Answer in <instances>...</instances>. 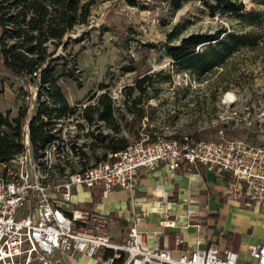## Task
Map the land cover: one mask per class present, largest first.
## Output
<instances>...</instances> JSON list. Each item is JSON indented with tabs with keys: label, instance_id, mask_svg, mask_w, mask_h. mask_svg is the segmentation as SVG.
<instances>
[{
	"label": "built area",
	"instance_id": "2783aa9c",
	"mask_svg": "<svg viewBox=\"0 0 264 264\" xmlns=\"http://www.w3.org/2000/svg\"><path fill=\"white\" fill-rule=\"evenodd\" d=\"M34 82L19 81L21 109L26 112L22 126L21 151L9 160H0V264H65L66 259H101V264H239L240 253L222 251L215 243L200 240L195 249L173 250L153 247L147 236L132 225L126 238L116 241L111 232L114 219L88 209H71L77 188H101L106 194L123 190L133 194L144 176L161 163L167 175L157 180L163 189L180 170L196 166L229 173L228 195L236 200L264 202V142L252 145L237 141L194 140L158 137L141 138L127 149L110 153L106 160L78 170L76 152L88 145L89 123L83 113L41 112L55 105L41 71ZM42 124L50 138L38 145L32 140L31 123ZM168 194L163 196L164 211ZM188 209V217L195 216ZM176 227L164 217L156 236ZM185 240L177 236L178 246ZM253 264H264V239L248 246ZM178 254H175V253ZM105 255H101V254Z\"/></svg>",
	"mask_w": 264,
	"mask_h": 264
},
{
	"label": "rangeland",
	"instance_id": "374dc122",
	"mask_svg": "<svg viewBox=\"0 0 264 264\" xmlns=\"http://www.w3.org/2000/svg\"><path fill=\"white\" fill-rule=\"evenodd\" d=\"M132 1L133 6L130 0H95L89 24L69 34L66 49L60 48L55 56L73 58L80 72V81H59L72 112L84 113L107 94L114 102L120 129L115 133L101 121L89 125L95 137L88 138L89 147L81 151L86 155L81 154L76 169L89 167L110 152L105 147L110 137L126 138L129 144L175 135L262 144L263 0H245L247 12L259 16L252 24L235 16H212L202 1L184 2L178 10L170 0ZM222 29L251 32L258 43L252 50L240 49L205 77L182 69L167 52L168 45H179L193 33L215 34ZM141 81L142 91L131 89ZM19 88V81L7 77L0 83V111L10 114V120L21 110Z\"/></svg>",
	"mask_w": 264,
	"mask_h": 264
},
{
	"label": "trees",
	"instance_id": "16d2710c",
	"mask_svg": "<svg viewBox=\"0 0 264 264\" xmlns=\"http://www.w3.org/2000/svg\"><path fill=\"white\" fill-rule=\"evenodd\" d=\"M188 1L204 2L212 16H235L249 19L250 24L259 18L256 13L247 12L245 0H170V4L178 10ZM94 2L95 0H0V83L4 77L34 82L36 78L32 75L41 71V81L48 85V95L55 105L52 108L42 106L41 112H72L59 81H80V72L73 58L55 56L60 48L66 49L67 43L64 40L69 34L74 33L78 26L89 24ZM130 3L135 5L132 0ZM257 43L256 36L251 32H228L222 29L215 34L193 33L184 37L179 45H168L166 49L176 65L192 74L205 77L214 69L222 67L240 49L252 50ZM59 60L63 62L54 64ZM143 81L136 83L131 89L142 91ZM2 92L0 89V95ZM114 111L115 105L111 97L103 94L99 96L96 104L84 109L83 115L90 125L105 122L115 133H119ZM131 112L135 113L132 110ZM9 115L0 112V160H9L22 148L20 141L26 112L21 109L13 120H10ZM138 116L141 119L143 112ZM31 131L35 145L50 138L43 125L37 124L35 119L32 120ZM87 137H95L94 132L87 134ZM183 137L185 136L175 135L168 138ZM188 137L202 140L194 136ZM130 144L126 138L110 137V144L105 146L110 152H106L96 163L106 160L111 152H122ZM95 147L94 143L91 149L94 150ZM81 151L76 152L79 158L81 154L86 155Z\"/></svg>",
	"mask_w": 264,
	"mask_h": 264
},
{
	"label": "crops",
	"instance_id": "0c3cea01",
	"mask_svg": "<svg viewBox=\"0 0 264 264\" xmlns=\"http://www.w3.org/2000/svg\"><path fill=\"white\" fill-rule=\"evenodd\" d=\"M183 168L163 189H157L155 182L167 175L165 163L144 176L133 194L119 189L106 194L101 188H77L71 209H88L112 217L115 223L111 232L116 241L126 238L129 228L138 224L150 246L186 250L195 249L200 240H206L215 242L222 251L239 252V264H253L248 246H257L264 239V202L230 197L229 173L221 174L202 166L191 171ZM165 193L168 204L164 211H159ZM188 209L196 212L193 218L187 216ZM166 216L176 221V227L157 237L160 221ZM177 236L185 240L184 246L177 245ZM65 264H101V259L78 257L66 259Z\"/></svg>",
	"mask_w": 264,
	"mask_h": 264
},
{
	"label": "bare ground",
	"instance_id": "6f19581e",
	"mask_svg": "<svg viewBox=\"0 0 264 264\" xmlns=\"http://www.w3.org/2000/svg\"><path fill=\"white\" fill-rule=\"evenodd\" d=\"M229 98H232V96L231 97L229 96Z\"/></svg>",
	"mask_w": 264,
	"mask_h": 264
}]
</instances>
